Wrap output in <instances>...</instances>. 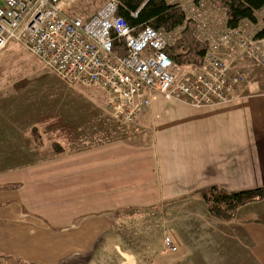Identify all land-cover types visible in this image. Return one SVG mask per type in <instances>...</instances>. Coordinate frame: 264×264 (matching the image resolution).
<instances>
[{"label": "crops", "instance_id": "0c3cea01", "mask_svg": "<svg viewBox=\"0 0 264 264\" xmlns=\"http://www.w3.org/2000/svg\"><path fill=\"white\" fill-rule=\"evenodd\" d=\"M149 108L136 143L57 153L0 114V264H264V198L217 219L198 194L264 188V93Z\"/></svg>", "mask_w": 264, "mask_h": 264}, {"label": "built area", "instance_id": "2783aa9c", "mask_svg": "<svg viewBox=\"0 0 264 264\" xmlns=\"http://www.w3.org/2000/svg\"><path fill=\"white\" fill-rule=\"evenodd\" d=\"M83 1L0 0V50L7 42L19 43L62 80L104 91L111 115L125 124H134L157 95L193 108L238 99L249 79L241 61L264 69L260 19L228 28L225 11L208 1L167 0L180 6L195 26V39L208 45L203 63L183 70L165 53L183 26L135 32L116 15L115 0H103L87 19L74 12ZM115 37L124 54L114 52ZM163 247L176 251L168 237Z\"/></svg>", "mask_w": 264, "mask_h": 264}, {"label": "rangeland", "instance_id": "374dc122", "mask_svg": "<svg viewBox=\"0 0 264 264\" xmlns=\"http://www.w3.org/2000/svg\"><path fill=\"white\" fill-rule=\"evenodd\" d=\"M102 2H80L75 5L74 12L89 15L102 6ZM241 65L249 70V79L242 95L264 93V70L249 62L241 61ZM15 112H26V116L31 115V119H13ZM0 114L6 115L7 121L17 123L20 127L21 124L33 127L35 130L31 134V141L38 146L45 145V148L52 146L54 153L59 152V148H79L112 137L114 140L136 143L141 134L147 133L143 130L144 125L150 127L145 121L137 124L138 119L134 124H125L114 118L107 107L104 91L62 80L16 42H7L0 50ZM1 122L6 123L5 119H0V126L3 127ZM77 134L87 140L81 143L77 140Z\"/></svg>", "mask_w": 264, "mask_h": 264}, {"label": "trees", "instance_id": "16d2710c", "mask_svg": "<svg viewBox=\"0 0 264 264\" xmlns=\"http://www.w3.org/2000/svg\"><path fill=\"white\" fill-rule=\"evenodd\" d=\"M116 15L123 18L135 30L145 26L155 30L171 31L182 27L177 42L165 49L166 55L181 69L200 66L208 50L206 42H199L194 37L195 26L186 21V15L177 3L167 0H115ZM198 1V0H197ZM218 9L225 11L226 26L235 28L242 22L257 24L259 16L261 27L257 36H264V0H205ZM97 10V9H96ZM81 15L84 19L92 16ZM134 15V16H133ZM114 52L123 53L124 47L118 38L113 41ZM210 216L228 219L231 214L248 203L264 198V188L227 191L219 186H209L198 191Z\"/></svg>", "mask_w": 264, "mask_h": 264}]
</instances>
